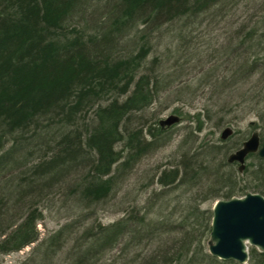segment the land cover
<instances>
[{
	"label": "trees",
	"instance_id": "16d2710c",
	"mask_svg": "<svg viewBox=\"0 0 264 264\" xmlns=\"http://www.w3.org/2000/svg\"><path fill=\"white\" fill-rule=\"evenodd\" d=\"M87 1L0 0V177L10 171L11 161H17L16 151L23 142L45 146L54 140V131L57 134L55 145H48L47 151L38 153L40 161L29 169L32 176L20 177L13 185L8 183L11 188L8 196L21 195V190L34 183L48 182V185L64 169L86 164L84 181L77 187L78 203L107 198L121 172L165 138L160 127L151 129L139 122L135 126L123 124L130 121L134 111L156 100L167 83L166 75L157 73L159 69L154 66L156 56L149 65H142L152 47L147 35H141L144 41L125 55L116 53L114 37L123 38L134 26V20L154 25V29L163 20L178 32L180 22L223 0H116V14L107 25L113 30L109 46L99 39L106 36L102 29L88 33L69 28L68 20L77 11L84 13ZM260 36L255 42L259 52L254 51L237 74L263 77L264 33ZM249 40L252 41L250 37L243 40L247 47ZM91 109V122L84 123L88 119L79 117ZM255 116L262 120L264 110L255 108ZM81 120L83 126H79ZM253 122L260 126V135L264 136V123ZM28 131L31 134L25 135ZM119 142L122 146L117 148ZM218 148L220 145H206L203 152L195 151L190 156L182 153L178 162L159 171L156 177L159 190L154 198L158 202L157 212L136 208L124 211L109 223L88 221L91 215L85 213L88 217L78 216L40 238L36 224L42 213L32 208L9 232L0 233V252L18 251L36 242L31 255L38 253L42 258L67 241L71 226L79 225L80 233L69 249V264L94 263L121 239H125L124 248L157 245V250L151 252L153 256L142 257L146 258L140 260L142 264H241L204 252L201 240L210 232L211 207L201 209L183 198L198 181L212 176L209 156ZM249 156L255 162L241 171L249 172L245 181L239 182L232 172L226 176L213 175L214 183L209 186L211 205L218 196L229 199L246 191L264 196V158L254 153ZM178 204L185 213L179 221L171 219L172 213L163 212L167 205ZM198 226L201 231L196 229ZM164 242L168 245L161 250ZM248 260V264H261L264 252L253 251Z\"/></svg>",
	"mask_w": 264,
	"mask_h": 264
},
{
	"label": "rangeland",
	"instance_id": "374dc122",
	"mask_svg": "<svg viewBox=\"0 0 264 264\" xmlns=\"http://www.w3.org/2000/svg\"><path fill=\"white\" fill-rule=\"evenodd\" d=\"M115 2L116 0L85 2L84 13L77 11L78 13L68 20L69 28L83 29L88 33L102 29L106 36L103 35L99 39L102 44L109 46L113 30L107 28V25L109 18L116 14ZM221 2L187 21L180 22L178 26L181 28L178 32L177 28L163 20L158 21L161 26L155 29L154 25L134 20V26L123 38L118 40L114 37L113 48L115 47L116 53L120 55L134 51L136 45L144 41L141 35H147L149 38L152 47L142 65H149L156 56L158 60L154 62V66L159 69L157 73L166 75L167 84L159 91L156 100L142 110L134 111L130 121L123 124L135 126L139 122V125L151 129L160 127L164 130L163 142L148 149L137 161L123 170L108 197L99 202L94 201L96 203L77 201L76 196L80 193L77 187L84 181L88 169L86 164L64 169L62 174L48 185V182L45 185L34 183L21 190V195L15 193L8 196L7 193L11 189L8 183L13 185L20 177H31V165L40 161L39 155L47 151L48 145H55L57 134L54 131V140L45 146L42 143L23 142V146L16 151L17 161H11L10 171L0 177V233L9 232L32 208L42 213V218L36 224L40 238L85 213L91 215L88 221L98 219L102 223H109L119 218L124 211H135L136 208L144 207L145 210L149 208L157 212L158 202L154 198L155 191L159 190V184L156 182L159 171L178 162L182 153L190 156L195 151L203 152L206 145H220L218 151L209 156L212 176L198 181V184L186 193L183 198L187 197L188 203L197 204L201 209L212 206L209 186L212 187L211 184L214 183V174L226 176L228 172H232L239 182L245 181L249 172H239L237 163H228L226 157L238 149L252 132L257 131L260 134V126L253 121L264 123V117L261 120L255 116V108L260 112L264 110V90L261 91L264 75L246 76L236 73L247 58L253 57L254 51L259 52L255 42L264 33V0ZM249 37L252 41L249 40L250 46L247 47L243 40ZM170 115L179 117L178 121L161 125L160 121ZM82 116L83 119H88L84 123L89 120L91 122L93 109L83 112L79 119ZM82 123L81 120L79 126H83ZM226 126L231 127L232 133L226 139H221V131ZM30 134V131L25 133ZM121 146V142L116 145L117 148ZM47 153L49 154V151ZM250 162H255L253 156L246 158L245 166ZM175 195L176 193L171 196ZM148 196L150 199L146 200ZM216 199L224 198L218 196ZM182 202L185 203V200ZM183 210L180 204L177 207L167 205L163 212L172 213L171 219L179 221L182 219L181 215L185 214ZM196 229L201 231L200 226ZM80 230L79 225L71 226L67 241L42 258L38 253L31 255L36 242L18 251L0 252V264H69V249L74 246ZM208 238L209 232H206L201 240L206 253ZM169 242L171 240H168ZM124 245L125 239H121L102 252L91 264H142L139 263L140 260L146 259L142 257H148L153 254V250H157L154 243L140 248H124ZM167 245L164 242L161 250ZM253 251L259 252L256 247L248 244L249 259ZM29 256L31 257L28 259ZM248 263L249 260L242 264Z\"/></svg>",
	"mask_w": 264,
	"mask_h": 264
},
{
	"label": "water",
	"instance_id": "95a60500",
	"mask_svg": "<svg viewBox=\"0 0 264 264\" xmlns=\"http://www.w3.org/2000/svg\"><path fill=\"white\" fill-rule=\"evenodd\" d=\"M178 119L170 115L161 120L160 124L170 125ZM231 133V127L226 126L220 138L226 139ZM250 153L264 158V136L260 138L257 131L252 132L238 149L229 153L226 161L237 162V169L241 172L245 167L246 156ZM211 212V228L207 240L210 255L221 260L245 263L248 259V244L264 251V196L246 191L243 196L217 199ZM261 264H264V260Z\"/></svg>",
	"mask_w": 264,
	"mask_h": 264
}]
</instances>
